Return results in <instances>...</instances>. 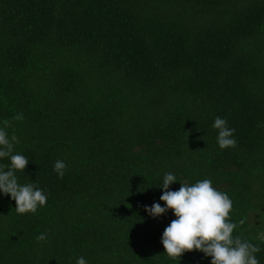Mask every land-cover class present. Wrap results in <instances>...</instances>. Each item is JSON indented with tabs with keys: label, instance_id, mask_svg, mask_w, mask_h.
<instances>
[{
	"label": "trees",
	"instance_id": "1",
	"mask_svg": "<svg viewBox=\"0 0 264 264\" xmlns=\"http://www.w3.org/2000/svg\"><path fill=\"white\" fill-rule=\"evenodd\" d=\"M5 120L29 160L18 183L47 203L20 215L0 192V264H211L164 253L175 217L144 206H164L166 173L170 190L226 193L233 236L264 264V0H0Z\"/></svg>",
	"mask_w": 264,
	"mask_h": 264
},
{
	"label": "clouds",
	"instance_id": "2",
	"mask_svg": "<svg viewBox=\"0 0 264 264\" xmlns=\"http://www.w3.org/2000/svg\"><path fill=\"white\" fill-rule=\"evenodd\" d=\"M14 119L22 120L23 114H17ZM0 128V159L8 158L10 164L0 165V192L10 196L15 201L17 214L24 215L37 211L47 203L44 192L32 184L18 183L17 172H24L29 160L22 154L14 153V146L18 143L15 134L9 137L7 127L9 121L3 122ZM213 128L218 130L217 143L220 149L235 147L233 139L235 129L227 127V121L216 117ZM7 168V170H4ZM67 165L62 160L54 163V172L63 179ZM177 181L172 173H166L161 188L160 201L150 207L144 206L145 211L153 219L166 214L169 210L173 219L165 227L161 243L164 253L169 259L180 260L186 252L199 251L205 257H211V264H259L256 253L258 246L234 237L237 225L231 221L232 201L224 192L213 187L210 179H203L194 184L181 183L178 190H170V185ZM46 240L45 234H40L37 241ZM76 264H87L81 256Z\"/></svg>",
	"mask_w": 264,
	"mask_h": 264
}]
</instances>
